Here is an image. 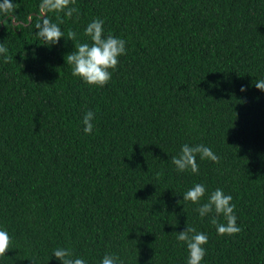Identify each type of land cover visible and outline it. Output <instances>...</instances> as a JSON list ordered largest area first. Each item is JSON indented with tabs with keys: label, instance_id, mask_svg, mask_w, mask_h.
Returning <instances> with one entry per match:
<instances>
[{
	"label": "trees",
	"instance_id": "16d2710c",
	"mask_svg": "<svg viewBox=\"0 0 264 264\" xmlns=\"http://www.w3.org/2000/svg\"><path fill=\"white\" fill-rule=\"evenodd\" d=\"M41 4L0 0V264H60L58 247L88 264H186L187 225L208 235L204 264H264V0H76L72 17ZM95 18L128 49L103 88L65 60ZM44 19L76 39L50 46ZM184 144L219 162L178 172ZM196 183L232 195L238 234L183 201Z\"/></svg>",
	"mask_w": 264,
	"mask_h": 264
},
{
	"label": "clouds",
	"instance_id": "9594fccd",
	"mask_svg": "<svg viewBox=\"0 0 264 264\" xmlns=\"http://www.w3.org/2000/svg\"><path fill=\"white\" fill-rule=\"evenodd\" d=\"M76 0H42L41 8L46 10L62 11L68 17H72L78 12L75 7ZM37 35L50 46L58 45L64 38V32L55 23L44 19L42 24H37ZM89 42L75 45L73 52L66 57V64L71 65L72 75L79 78L85 84L96 87H105L112 79V75L118 70L121 57L127 55V41L111 33L105 32L104 21L99 18L93 19L87 24L84 30ZM75 32L68 33V39L74 41ZM8 51L4 43H0V55ZM255 87L264 91V79L255 81ZM241 91H245L244 88ZM95 113L88 111L82 119L83 132L92 134L94 130ZM199 160H209L219 162L218 155L208 146L203 144H184L178 156L171 158V163L180 173L191 171L193 174L199 172L197 163ZM183 201L197 204V212L201 218L213 216L212 223L215 226L218 236H232L241 231L238 225V217L235 214V204L233 197L226 194L223 189L216 188L208 191L203 183H196L183 194ZM206 202L201 203L205 200ZM214 214V215H213ZM215 217H223V221ZM176 239L187 249L186 264H204L207 255L208 235L199 232L187 225L186 230L176 233ZM11 243V237L7 230L0 228V256L7 254ZM52 256L60 264H88L83 257L75 256L69 248L58 247L53 250ZM100 264H119V258L113 254H105L100 260Z\"/></svg>",
	"mask_w": 264,
	"mask_h": 264
},
{
	"label": "water",
	"instance_id": "95a60500",
	"mask_svg": "<svg viewBox=\"0 0 264 264\" xmlns=\"http://www.w3.org/2000/svg\"><path fill=\"white\" fill-rule=\"evenodd\" d=\"M15 25H18V23H15Z\"/></svg>",
	"mask_w": 264,
	"mask_h": 264
}]
</instances>
